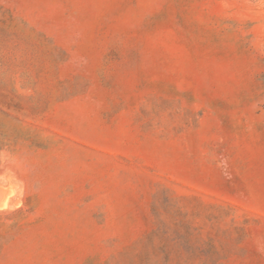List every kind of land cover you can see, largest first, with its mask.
Segmentation results:
<instances>
[{
    "label": "rangeland",
    "instance_id": "rangeland-1",
    "mask_svg": "<svg viewBox=\"0 0 264 264\" xmlns=\"http://www.w3.org/2000/svg\"><path fill=\"white\" fill-rule=\"evenodd\" d=\"M0 264H264V0H0Z\"/></svg>",
    "mask_w": 264,
    "mask_h": 264
}]
</instances>
